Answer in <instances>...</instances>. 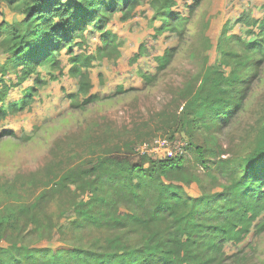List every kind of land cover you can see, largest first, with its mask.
Returning <instances> with one entry per match:
<instances>
[{
  "label": "rangeland",
  "instance_id": "obj_1",
  "mask_svg": "<svg viewBox=\"0 0 264 264\" xmlns=\"http://www.w3.org/2000/svg\"><path fill=\"white\" fill-rule=\"evenodd\" d=\"M22 13V5L0 0V94L4 103L7 99L17 104L0 122V210L10 203L29 207L46 193L39 214L31 210L29 217L46 225L63 221L62 231L42 238L29 226L19 234L25 245L60 249L77 241L71 222L88 201L93 181L102 177L101 171L90 172L101 158L143 167L153 160L179 161L212 193L245 176L239 166L264 128V44L259 29L264 0H137L126 11L107 15L101 30L108 33L104 43L92 32L71 50L60 44L55 58L39 55L43 62L29 78L11 56L4 26H17ZM255 42L260 49L250 58L259 63L244 85L242 107L209 129L196 124L188 117L195 107L191 101L206 76L214 71L228 75L242 63L245 47ZM39 61L32 60L28 69ZM222 61L229 67L220 66ZM30 88L32 98L25 99L24 106ZM92 96L97 100L86 103ZM155 141H167L168 150L150 157L138 151ZM178 145L184 146L181 155L175 154ZM196 148L206 151L203 159L209 170L197 162ZM145 158L149 160L144 164ZM248 176L242 183L255 182ZM185 179L183 174L170 176L187 196H199V185L187 186ZM126 207L130 202L124 195L118 209L133 212ZM99 237L105 232L88 231L83 242ZM220 247L226 255L221 264H264V218L251 224L240 243Z\"/></svg>",
  "mask_w": 264,
  "mask_h": 264
},
{
  "label": "trees",
  "instance_id": "obj_2",
  "mask_svg": "<svg viewBox=\"0 0 264 264\" xmlns=\"http://www.w3.org/2000/svg\"><path fill=\"white\" fill-rule=\"evenodd\" d=\"M3 2L9 6H23L22 21L17 26L6 23L4 26L10 36L11 56L29 78L43 62V57L39 56L42 53L46 58H55L62 47L71 50V46H78L85 41V34L92 32L98 33L104 43L108 33H101V30L108 22L107 15L126 11L137 0ZM259 29L263 45L264 20ZM254 34L257 38L258 34ZM256 49H260L256 42L247 45L242 63L237 62L228 75L221 71L208 74L202 88L193 95L191 102L195 107L188 117L206 129L214 127L222 118L229 120L242 107L244 85L253 76V66L259 63L250 58V53ZM38 57L40 61L34 62L29 70L28 63ZM227 63L222 61L219 65L229 67ZM33 90L25 92L23 101L32 98ZM198 94L202 98H198ZM96 100L97 97L92 96L86 103ZM6 102L0 94V122L17 106ZM23 104L26 105L25 101ZM187 134L190 138L191 134ZM201 152L198 148L194 150L200 156L197 162L208 169V162L203 159L206 151ZM146 160L149 158L142 160L144 164ZM151 162L149 167H143V163L132 165L123 159H99L90 172L101 171L102 177L93 181L87 192L88 201L81 205L76 219L71 222L77 241L66 243L60 249L44 244L30 247L20 240L19 234L29 226H33L40 238L53 231H62L63 221L46 225L32 219L39 214L48 197L46 193L39 195L29 207L6 205L0 210V264H221L226 255L220 246L227 242L240 243L249 234L251 224L264 218V128L239 166L245 176L249 175L247 179L252 181L253 177L255 182L242 183L246 177H237L220 193L205 191L197 179L180 167L179 161ZM180 174L186 178L183 184L188 186L195 182L199 185V196H187L179 185L170 181V176ZM124 195L130 202V207L126 208L132 213L118 209ZM31 210L33 217L28 215ZM88 231H103L105 237L84 243L83 237Z\"/></svg>",
  "mask_w": 264,
  "mask_h": 264
},
{
  "label": "built area",
  "instance_id": "obj_3",
  "mask_svg": "<svg viewBox=\"0 0 264 264\" xmlns=\"http://www.w3.org/2000/svg\"><path fill=\"white\" fill-rule=\"evenodd\" d=\"M168 148H169V145L167 141H155L149 145L147 144L140 145L138 148V151L141 154H146V156L150 157V156H153L154 154H158L161 151H167ZM182 153H184V146L182 147V149H180L178 145L177 151L175 154L181 155Z\"/></svg>",
  "mask_w": 264,
  "mask_h": 264
}]
</instances>
